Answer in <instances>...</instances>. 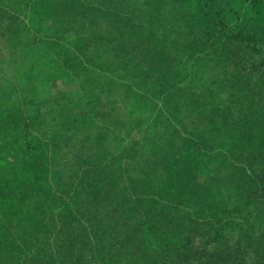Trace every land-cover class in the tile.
I'll return each instance as SVG.
<instances>
[{
	"label": "rangeland",
	"instance_id": "374dc122",
	"mask_svg": "<svg viewBox=\"0 0 264 264\" xmlns=\"http://www.w3.org/2000/svg\"><path fill=\"white\" fill-rule=\"evenodd\" d=\"M3 10L0 264H264V0Z\"/></svg>",
	"mask_w": 264,
	"mask_h": 264
},
{
	"label": "trees",
	"instance_id": "16d2710c",
	"mask_svg": "<svg viewBox=\"0 0 264 264\" xmlns=\"http://www.w3.org/2000/svg\"><path fill=\"white\" fill-rule=\"evenodd\" d=\"M3 14L0 15V21L4 23H8V18L7 16H10L11 23L9 25H6L5 28H10L13 33H17L18 35H21L22 32H19V27L18 23L16 24L17 19H15V12H12L10 10H3ZM213 17H215V14H213ZM6 19V20H5ZM20 22H23L25 25V21L18 19ZM211 21V26H216L217 22L215 18H213L212 21V16L210 18ZM221 23V22H219ZM229 27V24L227 25V28ZM263 37H264V32H263ZM263 37L260 38V41H263ZM254 40L253 35L250 33V31L245 30L244 28H238L233 34V41H236L237 43L240 44H248L251 43ZM258 42V41H257ZM258 44L261 43H257ZM260 46V45H259ZM35 115L33 112H26L24 113V125H22V128L26 127L28 130L31 127V124L35 122ZM22 144L24 145L26 149V153L31 156L35 162L43 168L45 165V159H46V154L43 152V147L42 145L39 144V141L37 140V137L33 135L31 131H28L27 134L22 135ZM41 169V168H40ZM43 170V169H42Z\"/></svg>",
	"mask_w": 264,
	"mask_h": 264
}]
</instances>
